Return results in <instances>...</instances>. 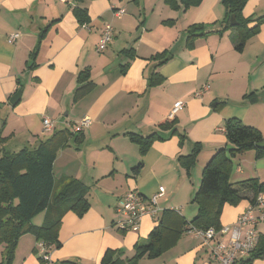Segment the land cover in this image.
I'll list each match as a JSON object with an SVG mask.
<instances>
[{"label":"crops","instance_id":"0c3cea01","mask_svg":"<svg viewBox=\"0 0 264 264\" xmlns=\"http://www.w3.org/2000/svg\"><path fill=\"white\" fill-rule=\"evenodd\" d=\"M77 5L88 9L89 23L78 22ZM243 13L264 15V0H248ZM226 14L223 0H202L187 8L166 0H0V149H33L56 131H75L74 126L90 120L83 142L72 139L53 167L56 178L73 176L89 187L90 209L83 216L66 213L59 229L62 245L49 249L48 264L67 259L101 264L109 248L122 259L133 256L136 244L145 242L158 222L145 214L138 230L121 229V198L136 190L148 201L163 186L159 210L176 209L191 220L198 211L192 199L203 167L228 145L226 120L238 117L264 134V24L238 51L234 29L216 32ZM106 24L112 25L113 38L99 51ZM192 25H204L209 33L188 44ZM14 32L19 36L10 43ZM86 68L95 86L74 101L79 74ZM154 72L161 79L152 85ZM19 90L21 99L12 104ZM177 101L184 104L173 113ZM44 116L53 121L49 131ZM173 118L175 133L158 127ZM155 130L163 139L154 140L142 156L140 144L128 133L147 136ZM195 142L202 150L187 175L179 157L189 154ZM140 161L143 167L134 175ZM233 162V182L264 181V157L257 158L255 150ZM242 194L238 204L223 206L222 226L234 224L251 205L253 190ZM145 208H150L148 202ZM258 230L264 235V223ZM39 242L35 235L23 234L14 264H41ZM2 250L0 245V260ZM138 264L217 263L211 246L186 232L161 256L143 257ZM237 264H264V255L242 256Z\"/></svg>","mask_w":264,"mask_h":264},{"label":"trees","instance_id":"16d2710c","mask_svg":"<svg viewBox=\"0 0 264 264\" xmlns=\"http://www.w3.org/2000/svg\"><path fill=\"white\" fill-rule=\"evenodd\" d=\"M82 2L83 0H76ZM185 8L199 5L202 0H166ZM248 0H223L227 14L221 27L216 32L232 28L237 33L236 49L242 51L248 39L260 31L264 24V15L256 18L245 17L243 10ZM76 19L83 25L90 21L88 9L79 5L73 9ZM235 14L236 24L231 25V16ZM204 25H192L189 28L188 44L201 35H206ZM35 54V52H34ZM164 61V60H162ZM161 64V62L159 63ZM161 74L154 72L150 79L152 85L157 84ZM73 100L78 101L95 86L90 78L89 69H83L78 77ZM176 118L166 120L158 125L162 130L177 131ZM225 134L228 145L221 147L211 156L202 170L201 182L192 201L197 204V214L187 220L179 210L165 208L156 217L158 224L152 229L147 240L136 244L133 256L122 259L120 252L109 248L105 251L101 264H138L143 257L155 258L161 256L173 247L184 233H190L192 227L206 230L215 228L221 230V215L223 206L228 203L238 204L243 198L242 191L251 189L254 196L251 204H255L258 196L264 193V181L250 178L238 182L232 181L234 168L233 159L248 150H255L257 158L264 157V147L258 143L264 141V134L255 126L244 123L238 117H232L225 122ZM131 140L140 144L141 155H145L152 142L163 139L158 130L144 136L128 133ZM74 139L76 144L83 142L84 134L70 128L56 131L49 139L41 141L37 147H24L18 151L0 149V245L3 246L0 264H14L16 250L20 238L25 233H31L37 240L44 243L47 249L59 248L62 242L59 229L66 213L73 211L83 216L90 209L89 187L73 176L64 175L56 178L54 162L58 152ZM202 150V144L195 142L189 154L180 155L179 161L190 175ZM143 167L140 161L134 168L137 175ZM158 207V206H157ZM44 213L40 225L32 223V219ZM37 251V250H36ZM38 252V251H37ZM264 255V235H260L259 244L251 255ZM41 264H48L39 256ZM250 259L243 261L249 262ZM59 264H77L75 260H62Z\"/></svg>","mask_w":264,"mask_h":264},{"label":"built area","instance_id":"2783aa9c","mask_svg":"<svg viewBox=\"0 0 264 264\" xmlns=\"http://www.w3.org/2000/svg\"><path fill=\"white\" fill-rule=\"evenodd\" d=\"M123 10L117 13H123ZM113 27L106 24L98 44V50L104 51L113 38ZM19 36L18 32L9 35L8 40L13 43ZM182 101L175 103L173 113L183 106ZM43 124L46 130L54 127L53 121L44 116ZM90 120L85 119L77 126H74L75 132H82L87 128ZM165 193V188L161 186L158 193L151 196L146 201L143 196L136 190L129 191L123 198L119 200L117 212L124 218H120L118 225L125 230H138L145 214L157 217L159 208L157 200L160 194ZM148 202L150 208H145ZM264 223V201L262 195H259L256 203L251 204L237 219V221L228 226H222L221 230L211 227L206 230L192 227L190 233L201 238L205 243L211 246V257L217 264H237L242 256L252 255L255 251L260 232L258 225ZM38 248L41 256L47 262H50V252L44 243L39 242Z\"/></svg>","mask_w":264,"mask_h":264},{"label":"water","instance_id":"95a60500","mask_svg":"<svg viewBox=\"0 0 264 264\" xmlns=\"http://www.w3.org/2000/svg\"><path fill=\"white\" fill-rule=\"evenodd\" d=\"M231 25H235L236 24V16L235 14H233L231 16V21H230ZM21 96H22V91L19 90L18 92H16L14 94V96L11 98V103L12 104H16L20 99H21ZM258 146L260 147H264V141L261 142V143H258Z\"/></svg>","mask_w":264,"mask_h":264},{"label":"rangeland","instance_id":"374dc122","mask_svg":"<svg viewBox=\"0 0 264 264\" xmlns=\"http://www.w3.org/2000/svg\"><path fill=\"white\" fill-rule=\"evenodd\" d=\"M43 216H44V213H40V214L36 215L33 218V222L36 223V224H40L42 222ZM121 218L123 219L124 217L122 216Z\"/></svg>","mask_w":264,"mask_h":264}]
</instances>
